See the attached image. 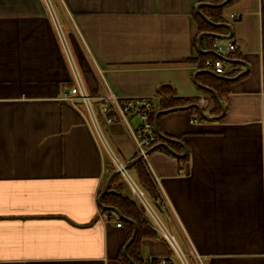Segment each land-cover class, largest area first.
<instances>
[{
    "label": "crops",
    "instance_id": "0c3cea01",
    "mask_svg": "<svg viewBox=\"0 0 264 264\" xmlns=\"http://www.w3.org/2000/svg\"><path fill=\"white\" fill-rule=\"evenodd\" d=\"M215 4L51 0L52 16L44 0H0V264H124L131 222L99 206H111L108 191L123 181L81 108L64 98L73 74L55 24L90 94L110 89L157 107L166 97L198 104L206 95L211 117L218 102L205 87L216 93L218 118H198L192 107L157 115L189 101L157 108L163 136L146 168L124 126L104 132L136 180L145 168L155 194L147 195L193 264L190 249L200 264H264V0H232L212 21ZM228 41L234 51L213 48ZM213 57L224 78L203 67ZM216 78L224 91L210 86ZM121 191L134 199L126 184ZM152 230L137 245L140 257L177 260Z\"/></svg>",
    "mask_w": 264,
    "mask_h": 264
},
{
    "label": "built area",
    "instance_id": "2783aa9c",
    "mask_svg": "<svg viewBox=\"0 0 264 264\" xmlns=\"http://www.w3.org/2000/svg\"><path fill=\"white\" fill-rule=\"evenodd\" d=\"M44 2L51 15L54 16L51 0H44ZM55 28L73 74V84L64 95V98L77 109L81 108L80 112L85 117L95 140L108 155L114 170L121 180L128 186L142 218L169 244L177 259L146 258L144 262L146 264H193L162 218L163 213L159 203L147 195L131 174L128 166L118 158L104 132L103 125L108 127L115 124L124 126L131 137L135 154L146 168L148 166L147 156L149 149L159 139L152 120V116L158 108L156 103L145 96L120 97L110 89H106L99 95L90 94L75 65L61 27L55 24ZM213 48L219 52L224 49L234 51L235 45L231 41H228L225 45L215 42L213 43ZM202 65L215 74L220 75L226 72L224 62L220 58H206ZM209 103L210 99L206 95L198 98V104L201 107H207ZM195 120L193 119V121ZM104 213L102 212L101 214L104 215ZM116 225L120 226L121 222L117 221ZM189 253L195 261L194 264H200L199 255L195 254L192 249L189 250Z\"/></svg>",
    "mask_w": 264,
    "mask_h": 264
},
{
    "label": "trees",
    "instance_id": "16d2710c",
    "mask_svg": "<svg viewBox=\"0 0 264 264\" xmlns=\"http://www.w3.org/2000/svg\"><path fill=\"white\" fill-rule=\"evenodd\" d=\"M215 3H220L223 0H214ZM232 0H230L228 3H230ZM223 8V6H214V7H210L208 9L209 11V15L211 20H219L220 19V15H221V9ZM215 58V57H213ZM219 85H210L211 87H214V89L218 92L219 86L221 88L220 91H224L225 90V80L222 79H215ZM166 85H160L157 89V92L159 94H164L165 93V89H166ZM206 91V90H205ZM208 92V91H206ZM209 93V92H208ZM188 101L190 103H196L195 100H176L173 98H165L162 101L159 102L158 107L161 109H165L168 107H173V106H178V105H186L188 103ZM191 110L193 111V113L198 117L201 118L200 114L198 113L197 109L195 107H192ZM214 112L216 114H219L220 112V108L218 106V104L215 103V107H214ZM137 176H138V180L137 182L139 183V185L143 188V190L148 194V195H152L154 196V187L153 184L151 182L150 176L147 173V171L145 170V168L139 164L138 168H137ZM125 183L124 182H120L117 183L113 189L108 191V194L111 196V200H110V205L117 208L121 214L125 215L126 217H129L131 219H133L136 224H137V230H136V234L134 237V240L129 244V246L127 247V254L128 256L136 263V264H146L144 262V260L140 257L137 249V245L139 243V241L141 240V238L143 236H152L154 235V231L151 229V227L146 223V221L142 218L141 214H140V210L138 208V205L136 204L135 200L132 199L128 194H124L121 190L124 188ZM104 212V211H103ZM129 228V233L127 236V239L130 238L131 232H132V224L125 222ZM124 246V244H123ZM121 247V256H122V260L124 264H130L124 254L122 253V248Z\"/></svg>",
    "mask_w": 264,
    "mask_h": 264
},
{
    "label": "water",
    "instance_id": "95a60500",
    "mask_svg": "<svg viewBox=\"0 0 264 264\" xmlns=\"http://www.w3.org/2000/svg\"><path fill=\"white\" fill-rule=\"evenodd\" d=\"M230 0H223V1H221L220 3H217V4H215L214 6H223V5H225L226 3H228ZM197 11H198V13L207 21V22H209V23H212L210 20H208L204 15H202V13L199 11V7H197ZM209 34H211V33H209ZM211 35H213V34H211ZM202 36V34L201 35H199V39H200V37ZM210 73H212L213 75H215V76H217V77H220V78H224V77H221V76H218V75H216L214 72H210ZM205 89H207V90H209L214 96H215V98H216V100H217V102H218V104H219V106H220V114H218L217 116H211V117H208L205 113H204V111H203V108L199 105V104H196V103H193V104H188V105H186V106H182V107H174V108H170V109H166V110H162V111H159L158 113H157V115L158 114H160V113H165V112H167V111H174V110H179V109H186V108H190V107H196L197 109H198V111H199V113H200V115L203 117V118H205V119H208V118H218V117H220L221 115H222V113L224 112V107H223V104L221 103V101L218 99V97L216 96V93L212 90V89H210V88H208V87H205ZM154 126H155V129H156V132L158 133V135H160V136H163L160 132H159V128H158V126H157V120L154 122ZM171 151V150H170ZM172 153H174L173 151H171ZM175 154V153H174ZM139 159V158H138ZM107 189V187H105V189H104V191ZM104 191H103V193H104ZM101 197V195L99 196V198ZM99 206H100V208L102 209V210H106V209H110V210H113L120 218H122L123 220H127V221H129V222H131L132 223V225H133V230H132V233H131V236H130V238L127 240V242L125 243V245L123 246V253H124V255H125V257L127 258V260H128V262L130 263V264H136L129 256H128V254H127V247L129 246V244L134 240V237H135V234H136V230H137V226H136V224H135V222L133 221V220H131V219H127L126 217H124L116 208H114V207H112V206H104V205H102L101 204V202H100V199H99Z\"/></svg>",
    "mask_w": 264,
    "mask_h": 264
},
{
    "label": "rangeland",
    "instance_id": "374dc122",
    "mask_svg": "<svg viewBox=\"0 0 264 264\" xmlns=\"http://www.w3.org/2000/svg\"><path fill=\"white\" fill-rule=\"evenodd\" d=\"M60 27H61V30L63 31L64 35L66 36V34H65L64 30H63V27L62 26H60Z\"/></svg>",
    "mask_w": 264,
    "mask_h": 264
}]
</instances>
